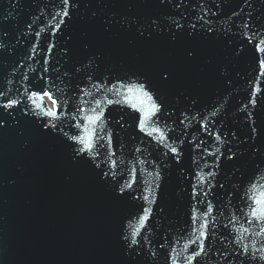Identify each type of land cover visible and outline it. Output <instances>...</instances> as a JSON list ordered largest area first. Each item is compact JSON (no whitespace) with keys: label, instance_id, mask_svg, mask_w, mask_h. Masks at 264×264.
<instances>
[{"label":"water","instance_id":"obj_1","mask_svg":"<svg viewBox=\"0 0 264 264\" xmlns=\"http://www.w3.org/2000/svg\"><path fill=\"white\" fill-rule=\"evenodd\" d=\"M64 7L0 0V104L22 102L0 108V264H185L204 221L196 264H264V223L248 215L264 193V0H72L53 36ZM41 77L65 101L57 128L29 111ZM141 83L158 106L144 130L128 92ZM97 100L104 118L77 156L70 136L87 134Z\"/></svg>","mask_w":264,"mask_h":264},{"label":"snow or ice","instance_id":"obj_2","mask_svg":"<svg viewBox=\"0 0 264 264\" xmlns=\"http://www.w3.org/2000/svg\"><path fill=\"white\" fill-rule=\"evenodd\" d=\"M71 2L72 0H62L63 5L68 6V7H64L61 8L60 12H58L56 15L60 16L61 19L58 23L55 24L53 31H52V35L55 36L56 32L60 30V27L63 23H65L64 18H70V12H69V8L71 7ZM236 13H233V16H235ZM56 17H53V19H55ZM180 25H178L179 27ZM27 27L29 29H31L32 25L28 24ZM193 27H195V25H193ZM245 27H249L248 23H245ZM211 30V29H209ZM44 30L41 29L40 31L36 32L35 35L37 37H39L41 35V33ZM259 33H253V36L258 35ZM249 43H252L253 40L251 37L247 38ZM55 45L52 44L50 45L48 51L49 53H51L52 48ZM35 48V46H34ZM33 48V50H34ZM254 49L256 51V53H264V39H260L259 42H256L254 44ZM186 55L188 56H192L193 53L189 50ZM47 57L45 58V63H47ZM258 68H259V75L264 76V59H259L258 57ZM45 71H47V69H45ZM161 78L162 79H167L168 78V72L167 70H164L161 72ZM42 80H44L45 82L43 84L40 85L39 89L37 91H31L30 94L28 95V100L32 101L34 104V109H30L29 111H34V110H39L38 112H36L38 118L44 120L43 123V127L44 129H50V128H57L58 125L57 123H55V121H58L60 119V117L62 115H64L62 108L65 105V101L61 100L60 97L57 95V89L55 88L54 84H52L50 86L48 79L46 77H41ZM120 87H124L123 84L120 85ZM145 85L144 84H132L129 88H128V92L130 94H135L136 98H138L140 100V104L141 107H139L137 110L140 112H143L144 115L140 117L139 119V127L141 130H144V126L147 120V117L158 111V106L157 104L153 103L152 100V96L144 90ZM108 91H113L116 95H120V92L113 88V89H108ZM258 95V93L256 91H253L251 96L252 99H250V103L252 104L253 107H255L256 104V100L255 97ZM4 96L3 92H0V97ZM47 99L48 101H50L51 103V108H47L44 104L43 101L44 99ZM39 100L40 103H36V101ZM22 102L20 100L17 99H8L6 103L0 104V108H3L4 110H13L15 109L19 104H21ZM108 104H112L113 101L112 100H108L107 101ZM150 106V107H149ZM132 107L134 109L137 108V105L133 104ZM98 110V111H97ZM77 111L79 112H84L85 109L83 108H78ZM93 112H95V115H91V116H87L86 120H87V125L85 126V132L87 133L86 135H72L70 136L71 141H73V143L79 144L81 145V147L79 149H77L75 155L80 156L81 154L91 151L93 148V130L88 127L91 125H95L97 122L101 121L104 118V109L101 108V101L97 100L96 101V108L92 109ZM11 114V113H10ZM25 114H28V112H26ZM213 115H215V113H213ZM45 118H47L45 120ZM117 123H120V121H117ZM6 124V121H2L0 120V127H3ZM76 127H80L79 124L75 125ZM202 128H204L205 130H207V125H201ZM255 130V129H254ZM160 130L158 128H153L152 131L148 132L147 134L149 136L153 135L154 132H159ZM220 135L217 134L215 136V139L217 141L220 140ZM160 139L163 140L164 136L161 133L160 135ZM111 142V140H109V143ZM171 152L175 155L177 154V149L176 148H172ZM228 159H232V155L228 156ZM105 175H107V173H105ZM209 175H214L213 173H209ZM128 187H131V184L127 185ZM221 187H223V185H221ZM261 199H254L252 197H249V199L252 200V205L249 206V212L248 215L251 216V220L249 221V223H252L253 221H260L262 223H264V193L261 194ZM144 200H148V196H144L143 197ZM213 206L211 203L208 204L207 210L203 213V215L205 217L209 216L212 212H213ZM149 219V210L147 208H145L143 210V214L140 216L139 218V224L141 226L145 225V222ZM193 223H198V217H196L195 215H193ZM208 223L207 221L201 222L198 225V228L194 229V231L198 232V237L197 239L199 240V246L197 247V249L193 250L191 252V254L186 258L185 260V264H196L197 258L199 256H201L204 253V241H206L208 239ZM140 231V229H135L132 233L133 235V239L131 240V245H135L137 243L135 236L137 235V233ZM245 231H247L245 229ZM261 233H264V228H261L260 232L257 233V235H260ZM237 241H242L243 237H237L236 238ZM197 241L193 240L190 241V243H196ZM189 247V245H185V248L187 249ZM261 251H264V249H261ZM241 252L247 256L248 254V246L247 245H243ZM253 259H258L260 261H264V255H261L259 257H253ZM171 264H176L175 260H171Z\"/></svg>","mask_w":264,"mask_h":264}]
</instances>
